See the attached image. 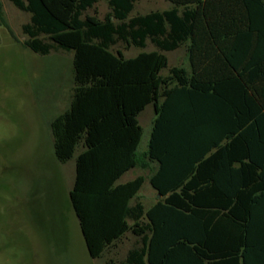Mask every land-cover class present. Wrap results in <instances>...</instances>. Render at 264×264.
<instances>
[{
    "label": "trees",
    "instance_id": "1",
    "mask_svg": "<svg viewBox=\"0 0 264 264\" xmlns=\"http://www.w3.org/2000/svg\"><path fill=\"white\" fill-rule=\"evenodd\" d=\"M100 1L10 0L30 14L26 47L73 53L70 106L51 132L60 163L83 147L70 198L89 255L132 235L107 264H264V0H165L136 16L138 0H105L103 20L85 15ZM0 22L14 36L1 4ZM149 42L133 58L113 52ZM182 47L189 69L169 67ZM136 168L149 176L117 184ZM146 181L161 196L148 209Z\"/></svg>",
    "mask_w": 264,
    "mask_h": 264
},
{
    "label": "rangeland",
    "instance_id": "2",
    "mask_svg": "<svg viewBox=\"0 0 264 264\" xmlns=\"http://www.w3.org/2000/svg\"><path fill=\"white\" fill-rule=\"evenodd\" d=\"M0 4L15 36L0 22V264L119 263L139 239L128 235L102 257L89 255L70 198L78 151L66 163L54 153L51 123L70 104L73 53L59 49L45 56L34 53L24 45L28 37L23 26L30 22V14L10 0ZM170 8L165 0H138L131 16ZM108 13L107 1L101 0L85 15L103 20ZM117 50L134 57L155 48L150 42L146 49L119 43L113 52ZM166 55L169 67L187 68L185 47ZM154 117L151 105L139 117L140 151L147 149ZM140 195L156 200L147 182Z\"/></svg>",
    "mask_w": 264,
    "mask_h": 264
},
{
    "label": "crops",
    "instance_id": "3",
    "mask_svg": "<svg viewBox=\"0 0 264 264\" xmlns=\"http://www.w3.org/2000/svg\"><path fill=\"white\" fill-rule=\"evenodd\" d=\"M135 57V56H134ZM126 58H133V57H126ZM187 64H188V66H187V70L189 69V61H188V58H187ZM183 68H185V67H183ZM71 95H72V93H71ZM70 101H71V96H70ZM69 106H70V104H69ZM69 106L61 113V114H63L64 112H66L68 109H69ZM150 106V105H149ZM152 106V105H151ZM148 107V106H147ZM146 107V108H147ZM153 107V106H152ZM145 108V109H146ZM153 110H154V108H153ZM61 114H59L58 116H60ZM142 114V113H141ZM140 114V115H141ZM58 116H56V118L58 117ZM140 117V116H139ZM55 118V119H56ZM155 118V117H154ZM54 119V120H55ZM53 120V121H54ZM52 121V122H53ZM139 123H140V121H139ZM153 123V122H152ZM141 125V124H140ZM152 130V129H151ZM150 139V138H149ZM149 142V141H148ZM147 150V149H146ZM145 150V151H146ZM83 151V147H80L79 148V150H78V154L80 153V152H82ZM78 154H77V156H78ZM77 156H76V158H77ZM129 174H131V176L130 177H128L127 178V175H129ZM139 176H145V177H148L149 176V172H147V171H144V170H141V169H138V168H136V169H132V170H130V171H128V172H126L121 178H120V180L117 182V184H126V183H128V182H130V181H133L134 179H136L137 177H139ZM75 177H76V159H75ZM147 183H149L148 181H146ZM143 188V187H142ZM142 190V189H141ZM140 190V191H141ZM153 190V189H152ZM154 191V190H153ZM155 192V191H154ZM155 196H156V198L157 199H160L159 197H158V195H156V193H155ZM137 198H138V201L139 202H141L142 204H143V206L146 208V209H148V208H150L151 206H153L155 203H156V200L155 201H152L150 198L148 199V198H146L145 196H142V195H140V192L138 193V196H137ZM144 200L147 202L148 201V205H146L145 204V202H144ZM135 204V200H133L132 202H131V205L133 206ZM128 223L130 224L131 223V221L130 220H128Z\"/></svg>",
    "mask_w": 264,
    "mask_h": 264
},
{
    "label": "water",
    "instance_id": "4",
    "mask_svg": "<svg viewBox=\"0 0 264 264\" xmlns=\"http://www.w3.org/2000/svg\"><path fill=\"white\" fill-rule=\"evenodd\" d=\"M158 197L160 198L161 196H160V195H158Z\"/></svg>",
    "mask_w": 264,
    "mask_h": 264
}]
</instances>
